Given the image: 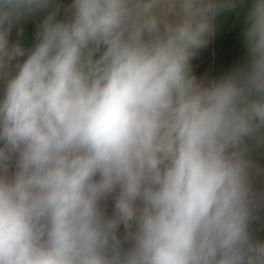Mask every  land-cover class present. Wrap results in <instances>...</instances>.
<instances>
[{
  "label": "clouds",
  "instance_id": "obj_1",
  "mask_svg": "<svg viewBox=\"0 0 264 264\" xmlns=\"http://www.w3.org/2000/svg\"><path fill=\"white\" fill-rule=\"evenodd\" d=\"M241 4L0 0V264H264V0L192 65Z\"/></svg>",
  "mask_w": 264,
  "mask_h": 264
},
{
  "label": "trees",
  "instance_id": "obj_2",
  "mask_svg": "<svg viewBox=\"0 0 264 264\" xmlns=\"http://www.w3.org/2000/svg\"><path fill=\"white\" fill-rule=\"evenodd\" d=\"M247 4H241L236 10L218 15L215 21V32L213 34V70L204 77L218 79L233 67L244 62L246 58V46L244 43L245 13ZM24 36L21 38L22 43L30 45L34 32L26 24H23ZM194 74L199 77L201 73L193 69ZM260 163L264 165V156L260 158ZM264 238V232L258 233Z\"/></svg>",
  "mask_w": 264,
  "mask_h": 264
},
{
  "label": "rangeland",
  "instance_id": "obj_3",
  "mask_svg": "<svg viewBox=\"0 0 264 264\" xmlns=\"http://www.w3.org/2000/svg\"><path fill=\"white\" fill-rule=\"evenodd\" d=\"M63 4L67 5L70 3V0H62ZM63 14V13H62ZM39 17L37 18V20ZM28 27L32 29V31H35V22H28L25 23ZM15 35V32L13 33ZM15 38V36H13ZM213 36L210 37L209 43L199 51V53L193 58L192 65L193 69H197L201 75L198 78H203L206 80H212L210 77H204L205 75H208L213 70Z\"/></svg>",
  "mask_w": 264,
  "mask_h": 264
},
{
  "label": "crops",
  "instance_id": "obj_4",
  "mask_svg": "<svg viewBox=\"0 0 264 264\" xmlns=\"http://www.w3.org/2000/svg\"><path fill=\"white\" fill-rule=\"evenodd\" d=\"M13 36H15V35H13Z\"/></svg>",
  "mask_w": 264,
  "mask_h": 264
},
{
  "label": "built area",
  "instance_id": "obj_5",
  "mask_svg": "<svg viewBox=\"0 0 264 264\" xmlns=\"http://www.w3.org/2000/svg\"><path fill=\"white\" fill-rule=\"evenodd\" d=\"M14 38V37H13Z\"/></svg>",
  "mask_w": 264,
  "mask_h": 264
}]
</instances>
